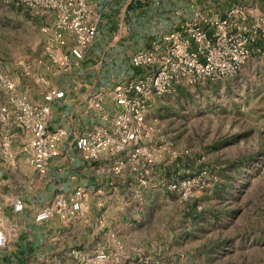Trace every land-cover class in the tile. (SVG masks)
I'll list each match as a JSON object with an SVG mask.
<instances>
[{
  "label": "crops",
  "instance_id": "obj_1",
  "mask_svg": "<svg viewBox=\"0 0 264 264\" xmlns=\"http://www.w3.org/2000/svg\"><path fill=\"white\" fill-rule=\"evenodd\" d=\"M196 1L88 0L92 17L99 20L93 44L84 50L77 65L45 70L36 59L45 39L41 27L52 23V13L10 0L24 26L12 36L14 56L0 67L3 80L12 84L11 89L0 84V110L6 107L11 111L21 98L40 104L49 88L63 90V97L50 106L48 128L64 127L67 136L58 143L59 154L50 158L46 171L38 173L22 152L30 143V132L14 125L10 112L7 120H1L0 112V208L13 215L11 201L15 196L24 204L16 215L20 234L0 254V264H79L98 248L110 255L102 264L110 260L139 264L140 253L154 251L144 216L152 204L148 199L142 202L137 198L143 195L150 201L155 199L151 188L158 174L155 167L147 175L148 182L141 184L127 167L119 174L112 173L110 155L84 159L73 141L77 134L101 122L102 111H113L109 97L103 100L102 111L91 108V95L138 75L143 69L129 64L130 54L189 18L197 10ZM202 13L207 15L206 10ZM72 43L68 36V44ZM68 59L73 60L71 54ZM42 75L44 82L39 79ZM145 121L147 124L146 117ZM7 134L11 136L9 153L2 147ZM73 195L81 202V208L72 218L61 220L54 215L45 221L35 220L41 207L56 197Z\"/></svg>",
  "mask_w": 264,
  "mask_h": 264
},
{
  "label": "rangeland",
  "instance_id": "obj_2",
  "mask_svg": "<svg viewBox=\"0 0 264 264\" xmlns=\"http://www.w3.org/2000/svg\"><path fill=\"white\" fill-rule=\"evenodd\" d=\"M194 5L207 17L229 16L232 25L225 30L241 32L233 40L211 42L206 54L212 74L150 101L146 120L158 173L151 186L155 199L137 200L153 206L144 216L154 251H143L137 260L264 264V0ZM237 8L245 19L233 15ZM15 13L10 0H0V67L14 56L12 36L24 26ZM244 38L247 54L240 58L238 42Z\"/></svg>",
  "mask_w": 264,
  "mask_h": 264
},
{
  "label": "built area",
  "instance_id": "obj_3",
  "mask_svg": "<svg viewBox=\"0 0 264 264\" xmlns=\"http://www.w3.org/2000/svg\"><path fill=\"white\" fill-rule=\"evenodd\" d=\"M16 1L29 8L52 13V23L41 27L45 39L36 63L42 69L77 65L83 59L84 50L96 38L99 21L92 17L88 0ZM232 13L235 17L245 19L241 8L232 10ZM229 18L207 17L195 10L177 27L161 32L147 46L131 53L129 64L143 70L118 84L94 92L90 97L91 108L101 111L103 100L109 97L113 100V111L111 114L102 111L101 122L75 136L73 146L83 158L94 160L104 154L110 155L113 159L112 173L119 174L127 167L141 184H146L147 175L156 159L155 150L149 144L150 130L145 121L150 100L171 92L184 81L193 82L212 74L214 65L206 54L211 42L219 44L225 39L233 40L237 35L240 36V27L237 28V34L225 30L232 25ZM249 31L256 33L253 25ZM68 36L72 38V44H68ZM246 40L244 38L238 42L240 58L247 54V48L244 47ZM69 54L73 60L68 59ZM44 76L39 77L40 81H46ZM0 84L7 89L12 88V84L5 82L1 75ZM63 95V90L49 88L44 93L42 103L31 104L21 98L9 111L12 123L31 134L30 143L22 152L26 154L27 163L38 173L46 171L50 158L59 154L58 143L67 136L64 127L59 126L54 130L48 128L50 106ZM0 112L1 120H7L8 109L2 107ZM10 141L11 136L7 134L2 143L7 153ZM168 186L175 187V183H169ZM23 206V200L15 196L11 201L13 215L0 208V254L11 247L20 234L16 215ZM80 208L81 202L75 195L56 197L50 204L41 207L35 220L45 221L54 215L67 220L75 216ZM109 259L108 252L98 248L91 256L82 258L79 264H102Z\"/></svg>",
  "mask_w": 264,
  "mask_h": 264
}]
</instances>
